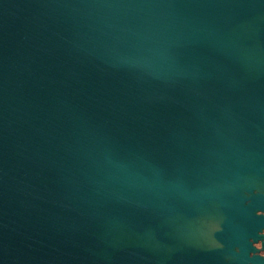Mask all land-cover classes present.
I'll return each mask as SVG.
<instances>
[{"label":"water","instance_id":"1","mask_svg":"<svg viewBox=\"0 0 264 264\" xmlns=\"http://www.w3.org/2000/svg\"><path fill=\"white\" fill-rule=\"evenodd\" d=\"M263 252L264 0H0V264Z\"/></svg>","mask_w":264,"mask_h":264},{"label":"flooded vegetation","instance_id":"2","mask_svg":"<svg viewBox=\"0 0 264 264\" xmlns=\"http://www.w3.org/2000/svg\"><path fill=\"white\" fill-rule=\"evenodd\" d=\"M257 246H258V247H260V246H261V244H260V243H258V244H257ZM263 253H264V252H263Z\"/></svg>","mask_w":264,"mask_h":264}]
</instances>
